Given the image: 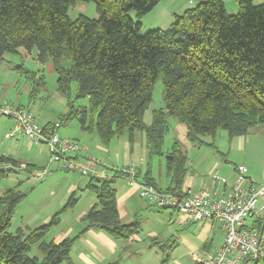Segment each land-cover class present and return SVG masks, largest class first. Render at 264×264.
<instances>
[{"label": "trees", "instance_id": "1", "mask_svg": "<svg viewBox=\"0 0 264 264\" xmlns=\"http://www.w3.org/2000/svg\"><path fill=\"white\" fill-rule=\"evenodd\" d=\"M80 1L0 0V59L23 48L29 55L35 51L42 64L52 60L58 90L69 97L61 127L77 118L84 131H95L105 144L125 134L133 141L136 131H144L152 159L164 154L170 117L186 124L189 141L211 145L204 137H214L220 128L234 137L264 124V2L237 0L240 9L230 14L225 0H200L175 13L169 27L141 33L140 19L162 0H86L96 3L98 17L73 18L69 10ZM159 78L166 106L154 109L148 123L145 112ZM34 80L32 96L45 84L43 76ZM73 82L77 83L74 100ZM81 98H88V104H78ZM166 162L169 186L158 187L148 172L143 184L181 193L188 156L180 140L166 153ZM0 164L13 170L21 166L6 156L0 157ZM26 169L31 172L33 167L27 164ZM118 175L125 172L91 176L88 187L97 201L82 219L85 230L95 227L113 238L129 239L139 232L142 218L122 221L114 186ZM25 195L17 187L0 194V264L72 262L77 236L60 242L46 239L62 211L29 231L10 230L16 206ZM76 201L71 197L63 210ZM35 245L44 254L42 260L30 255Z\"/></svg>", "mask_w": 264, "mask_h": 264}, {"label": "rangeland", "instance_id": "2", "mask_svg": "<svg viewBox=\"0 0 264 264\" xmlns=\"http://www.w3.org/2000/svg\"><path fill=\"white\" fill-rule=\"evenodd\" d=\"M192 1L193 2L189 3L190 0H182L183 4H187V6L195 5L200 0ZM225 2L230 14H235L239 11L240 7L237 0H225ZM263 2L264 0H254L255 4H261ZM172 4L173 2L171 3L169 0H165L162 4L141 18V33H146L153 28L169 27L172 22H170L167 12L163 11L164 7L172 6ZM69 14L73 18H76L79 14H85L93 18L98 17L99 15L96 3L94 1L86 0L80 1L76 6H72L69 10ZM130 14L133 18H138L135 11H131ZM28 70L32 71L35 79L38 80L43 76L45 81V84H40L37 93L33 96L32 90L35 85V80L33 76L31 77L29 75L27 72ZM71 86V98L74 100L76 98L77 83L73 82ZM163 88V80L162 78H159L154 85L153 100L145 112L144 118L148 123L153 119L154 109L166 106L163 97ZM68 99V95L63 94L58 90L57 73L54 69L52 60L42 64L37 61L35 51L32 55H29L23 48L20 49V53H6L4 59H0V105H6L7 103L16 106L31 105L30 108L32 107L35 109L36 113L34 114L36 115L35 117L38 123L40 122V124H43L47 121L50 123H56L59 122L63 114L68 111ZM77 103L87 105L88 98L77 99ZM14 122L13 118L0 115V157H11L19 163L27 161L36 164L40 168H45L43 170H46V174L44 175L46 178L38 177V170H32L29 172V170L21 166L20 168H14V170H8L7 167L9 166H5L6 170L4 169L0 181V194L5 193L10 188L16 187L26 194L16 206L10 230L15 231L17 227L22 224L24 216V219H27L28 221L36 217L30 221L32 222L31 224L43 225L46 221L41 220L45 216V213L51 212L50 215L53 217L56 213L62 211L60 214V222L50 228V231L52 232L51 237H48L47 235L46 239L49 240L55 238L56 242L59 241V237L56 235L57 232L61 229L66 230L71 223L75 226L76 233H79L85 226L82 218L83 212L88 210L90 204L88 199L89 194L94 193L88 187L90 176L82 174L79 171L63 169L57 161L51 162V152L46 143H34L35 147L31 149L27 144L29 143L27 136L18 133L15 137H7V134H9L14 127ZM169 123L170 130L166 133L163 144L164 154L155 155L152 159H150L147 149L146 133L144 131H138L136 133L134 154L129 167L133 165L135 170H139L138 168L141 167L142 163V155L146 158V169L142 171V176L139 175L137 178L138 180L144 178L148 170L147 165L150 162L154 164V171L156 174H158L160 167L164 173L167 164L166 153L171 150L175 140H180L183 143V148L187 153L189 177H196V169L199 164H201V161H206L207 164H210L209 160L213 156L214 158L221 157L222 154L216 152V148L222 150L226 157L230 154V161L233 164H244L247 169L248 164H256L257 169H259L261 164H264V150L263 146L259 143L264 140V124H259L262 126L248 136V141H255L257 143L250 144L247 150L241 151L238 150L234 144L232 147V139L234 137H231L229 132L225 129H218L214 137H204L207 142H213L214 145L207 143L199 144L191 142L186 138V124L177 121L174 117H170ZM82 130L79 120L74 118L70 120L69 123L66 122V124L60 129V134H63L62 136L79 137V135L82 134ZM87 133H90L91 135L95 134L94 136L90 135L89 140L91 142L97 139V146L100 147V150H98L95 144L92 143L93 146L91 147V152L95 154L94 158L98 161L106 162L109 157L114 158L116 152L115 147H119L121 153L124 152L123 139L126 138L125 135L123 137L114 138L110 143L105 144L99 142L100 138H98L95 131H87ZM221 163H223V160ZM225 164L231 167V170L227 171L228 174L224 176L223 174L220 175L218 172H215L212 174V177L219 176L220 178L228 179L230 183H234L235 180L230 181L234 166L229 163ZM3 167L4 166L0 164V171ZM208 170L209 169H206V171ZM60 172L64 174L63 177L62 174H59ZM259 174L264 176V169H259ZM50 177H52V179H50ZM74 184L81 186L79 192L72 193V189L70 188ZM69 189L71 192H69ZM71 197H76L77 201L74 205L63 210ZM170 211L171 210L168 208L159 206L156 211L152 210L151 212L147 211V214L144 213L145 220H148L147 225L155 228L156 231H158L161 236H164L166 240L163 239L164 237L151 239L148 236V226L146 228L143 227V216L141 219L143 226L141 225L137 234L140 233V236L143 237L144 244L153 247L141 252L139 257L130 261L131 264H154L164 252H166V254L169 253L170 250L167 247L165 248V244L168 238L177 239V234L180 235L178 241L182 249L185 247L184 245H186L183 251L185 250L189 253L188 257L190 260H192V252L201 254V252H199L200 250H197L196 248L203 244V238H206L203 237L205 236L204 233H200V228H197L193 223L186 225L181 229L177 226L178 224H171L170 215L168 214ZM38 214L40 215V218L38 217ZM149 214L151 215L149 216ZM217 226L219 225L217 224ZM30 255L38 256L41 260L44 258V254L38 249L37 245L32 247ZM254 264H264V259L262 258L258 263Z\"/></svg>", "mask_w": 264, "mask_h": 264}, {"label": "crops", "instance_id": "3", "mask_svg": "<svg viewBox=\"0 0 264 264\" xmlns=\"http://www.w3.org/2000/svg\"><path fill=\"white\" fill-rule=\"evenodd\" d=\"M164 1L165 0L160 1V3L156 7H158ZM169 2H171V3L173 2L172 6H169V7L167 6L168 8L164 7L163 12H167V16L170 18V22L173 21V16L175 13H181L190 7V6H187V4H183L182 0H169ZM191 2H193V1L190 0L189 3H191ZM20 106H23V105H20ZM30 106L31 105H29V107ZM32 110L34 111V113H36L34 108H32ZM69 122H67V123H69ZM14 123L15 124H14L12 131L9 134H7V137H9V138L17 136L18 133L23 134L22 132L17 130L16 122H14ZM48 123H50V122L47 121V122H44L43 124L45 125ZM65 124L63 123L62 127ZM260 126H262V125H258V126L253 127L250 130V132L246 135H240V136H236V137L234 136V138L232 139V147L234 144V146L238 150L245 151V150H247L248 146H250V144L257 143L255 141H248V136L250 134H252L253 132L257 131ZM81 130H82V128H81ZM137 132L138 131H136V133ZM136 133H135L133 141H131L130 138L128 137V135L125 134L126 138L123 139L124 140L123 141L124 142V152L121 153L119 151V147H115L116 152H115L114 158L109 157L106 160V162L98 161L97 159L94 158L95 154L93 152H91V147L93 146V144H95L96 148L98 150H100V147L97 146L98 144H97L96 138H95L96 139L95 141L91 142L89 140L91 134L87 133V131H84V130H82V134H80L79 137L75 136V138H77L80 141V143L84 146V151H83L84 156L91 157L94 160H96L97 163L101 167L106 168L112 175L116 173V170L125 172V175L116 176L115 183H114V186L117 190V200H118V208H119L120 217H121L122 221H124V222H131L138 215L142 218L144 216V213L147 214V211H149V212H151L152 210L156 211L159 208V206H157L154 203H150L141 194V185L143 184V181L138 180L137 178L139 177V175L142 176L141 175V174H143L142 171H144L146 169V158H145V156L142 155V157H141L142 163H141V167L138 168L139 170H135L133 165L131 167H129L131 165L130 164L131 159L133 158L132 156L134 154V142H135V138H136ZM94 135L95 134H93L91 136H94ZM23 136H25V135L23 134ZM98 138H99V136H98ZM99 142H101L100 139H99ZM34 143H37V142H33V141L29 140V143H27V144L29 145V147L31 149H33L35 147ZM259 143L263 146V150H264V140L259 142ZM49 150H50V148H49ZM216 152H219L220 154H222L221 157H215L214 158V156H213L209 160L210 164L213 163L211 165L207 164L206 161H201V164H199V166L196 169V177L195 176L189 177V171H187L186 177L184 179L183 190H185L187 188H191L193 190L205 189V190H208L209 192H211V194H214L216 196L217 195L218 196L233 195L234 184L236 183L237 175H238L237 167L241 164H239V165L233 164L230 161V159H231L230 154L227 155V157H226L225 153H223V151L220 150L219 148H216ZM207 158H209V157H207ZM222 160H223V163H221ZM150 163L147 165V168H148L147 172L150 175L149 177H151L152 180L155 182V184L160 188H166L167 186H169V184L171 182V174L168 173L167 165H166V169H165L164 173L160 167L158 174H156L154 171V164L153 163L150 164ZM225 163L233 164V166H234V168L232 170V176L230 178V181L235 180L234 183H230L228 179H225L226 181L223 182L221 180L223 178H220L219 176L212 177V174L215 172H218L220 175L223 174L224 176L226 174H228L227 171L231 170V167L227 166ZM27 164L32 165L33 170L42 171L43 169H45V168H40L36 164L30 163L27 161L21 162V167L26 168ZM60 165H61V163H60ZM242 165H244V164H242ZM2 166L5 167L6 165L4 164ZM247 166H248L247 179L245 180V182L243 183L242 186L245 189H247L252 184L261 185L264 182V176H261L259 174V169H264V164H261L259 169H257L256 164H248ZM131 169H133V170H131ZM206 169H209V170L206 171ZM188 170H189V168H188ZM59 174H62V177L64 176V174L61 172ZM88 176H90V179H91V175H88ZM52 177H50V179H52ZM45 178H46V176L44 177V179ZM218 178H219V180H218ZM89 183H90V180H89L88 184ZM80 187L81 186H79L78 184H74V185H72V187L70 189H72L71 190L72 193H75V192H79L81 190ZM70 189H69V192H71ZM88 199L90 201V204H89L88 210L83 212V216L96 203V201H97L96 193H90ZM168 209L171 210L168 213L170 215L171 224H175V225L178 224L177 226L181 229V228L185 227L186 225L193 223L197 226V228H200V233H204L205 236H203V237H206V238L205 239L203 238V244L200 247L196 248L197 250L198 249L200 250L199 252H201V254L200 253L196 254L195 252H192V255H193L192 256L190 253V255L192 256V260H190L188 257L189 253H187L185 250L183 251V249L186 247V245H184L185 247L182 249V247L178 241L179 237H180L179 234L176 235L177 239H174V238L169 239L168 238V240L165 244V248L166 247L169 248V250H170L169 253L166 254V252H164L162 254V256L160 255L159 259L154 264H199V263H201L200 259L202 257L208 256L212 252V250L215 246L223 243L224 236H225L224 231L221 227L217 226V223H215L213 220L193 221L185 215L184 216L180 215L177 211H175L172 208H168ZM50 213L51 212L45 213L44 214L45 216L44 215H43L44 217L42 216L43 218L41 221L47 222L48 220H50L51 219ZM150 215L151 214H149V216ZM174 216H176V217H174ZM24 217L22 219V224L19 225L17 228L22 227L26 231H29V229H34V228H37V227L42 225V224L41 225L40 224H31L32 222H30V221H32L36 217L31 219L30 221H28L27 219H24ZM38 217L40 218L39 214H38ZM79 218H80V216H79ZM145 219L146 218L144 216L145 222L143 221L144 226L143 225L142 226L146 228L148 226L147 225L148 220H145ZM261 219L264 221V216H262ZM247 222H248V224L253 225V226L255 224L254 219H249ZM85 226H86V223H85ZM85 226L80 230L79 233H76L75 226L73 225V223H71L70 226L66 230L61 229L59 232H57L56 235L59 237L58 238L59 241H57V242H60L67 237H76L77 236V238H76V240L72 246V250H71V261L72 262H63L61 264H131L130 261L132 259H135L136 257H139V254H141V252L145 251L146 249L153 247V246L144 244L145 243L144 239H143V237L140 236V233L135 234L133 237H131L129 239H116V238H113L112 236H110L107 232H105L99 228L92 227V228H88L85 230ZM147 230H148V236L151 239L164 237V236H161L160 233L158 231H156V229L153 228L152 226L151 227L148 226ZM51 234H52V232L49 231L47 234L48 237H51ZM163 239L166 240L165 237ZM49 240L56 241L55 238L49 239ZM164 254H166V255H164ZM258 262H259V260H256V259H248V260L244 261L243 264H254V263H258ZM146 264H150V263H146Z\"/></svg>", "mask_w": 264, "mask_h": 264}, {"label": "built area", "instance_id": "4", "mask_svg": "<svg viewBox=\"0 0 264 264\" xmlns=\"http://www.w3.org/2000/svg\"><path fill=\"white\" fill-rule=\"evenodd\" d=\"M0 115L13 118L17 130L29 140L46 143L51 152L50 160L61 163L64 169L91 176H108L106 168L93 158L84 156V146L77 138L60 134V122L40 124L30 107L8 103L0 105ZM237 170L234 193L229 196H216L205 189L191 188L172 193L158 190L153 185H141V194L150 203L172 208L193 221L213 220L223 229V243L200 259L203 264H243L248 259H264V221L261 219L264 216V182L245 189L242 185L247 179L248 169L239 165ZM45 174L46 170H42L37 176L43 178ZM249 219H254L256 224H248ZM260 223L261 227L257 226Z\"/></svg>", "mask_w": 264, "mask_h": 264}, {"label": "water", "instance_id": "5", "mask_svg": "<svg viewBox=\"0 0 264 264\" xmlns=\"http://www.w3.org/2000/svg\"><path fill=\"white\" fill-rule=\"evenodd\" d=\"M11 168H12L11 166L7 167L8 170H10ZM4 169H5V167L2 168V170H4Z\"/></svg>", "mask_w": 264, "mask_h": 264}]
</instances>
